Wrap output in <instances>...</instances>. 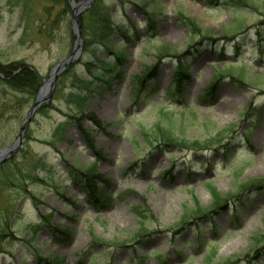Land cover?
<instances>
[{"label":"rangeland","instance_id":"374dc122","mask_svg":"<svg viewBox=\"0 0 264 264\" xmlns=\"http://www.w3.org/2000/svg\"><path fill=\"white\" fill-rule=\"evenodd\" d=\"M105 2L116 25L133 36L127 41L117 29L111 38L127 59L110 86L89 91L70 80L61 93L56 86L45 102L50 107L36 111L9 158L22 172L0 165L2 207L19 211L0 264H264V0ZM12 5L0 0V63L24 60L46 80L72 52V7L60 27L48 20L52 35L38 34L37 26L36 35H25L24 7ZM32 7L42 12V4ZM106 52L100 49L98 59ZM177 57L188 66L181 91ZM82 72L90 75L79 65ZM219 72L227 75L210 89ZM71 91L88 96L81 115L67 99ZM25 101L0 83V151L15 141L34 105ZM166 129L173 142L159 137ZM36 158L45 166H33ZM95 163L108 181L109 204L90 205L66 169ZM7 175L12 182L2 183ZM24 178L41 204L22 191ZM136 207L146 211L144 225ZM49 214L50 226L67 228L69 236L53 234L44 221ZM33 223L44 226L34 236Z\"/></svg>","mask_w":264,"mask_h":264},{"label":"trees","instance_id":"16d2710c","mask_svg":"<svg viewBox=\"0 0 264 264\" xmlns=\"http://www.w3.org/2000/svg\"><path fill=\"white\" fill-rule=\"evenodd\" d=\"M7 1L8 4L11 5L13 4L12 5L13 8L19 6L24 7L22 9L21 20H23L25 23L24 29L27 32L25 35L27 34L36 35V26L38 27L37 30L38 34L46 35L49 33L52 35L53 32L50 33V31L46 27L48 20L52 19V24H56V28H58L60 27L61 22L65 20V18L69 14H71V3H70L71 0H14V1L7 0ZM75 1L80 2L82 0H75ZM213 1L214 0H211V2ZM11 2H14L15 4ZM33 3L40 5L42 4L43 8L41 9L42 11L41 13L40 12L34 13L32 7ZM57 8H59L58 11L56 10ZM142 8L144 14H146V20L148 21V25L152 28H155L156 21L152 17L153 15L150 12H148L147 9L144 8L143 6ZM55 14L56 16L54 18ZM32 18H34L33 21L31 20ZM187 20L191 24L194 32L196 30H198L199 32L202 30L199 27V24L197 25V21L195 19L188 17ZM79 24L81 28V35L83 38L82 51L79 58L74 60L71 64H69L65 72L59 76L56 84V86H58L57 93H61V90L64 89L65 85L70 80L74 82L72 87L85 88L89 91H91L92 89L99 90L103 86H110L112 80L114 78L119 77L120 74L118 70L120 68V65L123 64V62L127 59V55L124 48L121 49L118 45L121 43H117L118 48H116L112 44L111 38L115 34L117 29L127 41H132L133 36L129 34V29L125 25H116V20L113 19L111 8L108 5H106L105 0H95V3L90 7V9L79 17ZM72 37L74 43V41H76V37L73 33H72ZM205 37H209V36H205ZM239 47L240 45L238 43L237 52H240L238 50ZM102 48L106 49L107 51L106 56L103 59H98V52ZM79 65L83 66L84 70L87 71L90 75L85 76L83 72L78 75L77 71ZM156 68L157 67H154V69L151 68L152 71L150 70L148 72V78L152 76ZM75 69H77V71ZM187 73H188V66L182 61L181 57H179L178 66L174 74L178 91H181L182 82L184 81V79H186ZM0 74H2V78H0V83H4L14 91L24 94L25 98L28 99V101L25 102L32 103L35 101L37 94L43 84V78L26 61L19 60V61L7 62L5 64L0 63ZM229 74L232 75V73ZM225 75H227V73H225ZM225 75L223 72L221 73L219 72L216 81L214 82L213 86L210 89H212L213 87L215 89V87L218 85V82H220ZM240 76L242 75L241 74L237 75L238 80L242 78ZM88 77L90 79H88ZM143 81H141V83H144ZM66 96L68 97L67 99H69L70 102H72L75 105L76 107L75 109L78 112L77 114L81 115L86 106L88 96L83 93H79L78 91L77 92L71 91ZM49 107H50L49 103H44L40 107V111L45 112ZM78 115L74 114L72 119L76 120ZM96 123H98V126H101L100 125L101 123L99 121ZM83 132L88 137L89 134L92 133V131H85V130H83ZM249 135L250 133L247 135V137H249ZM160 136L164 137L165 139H168V142H173L170 141L172 139L171 130L166 129L161 131L159 137ZM61 138H62V134L58 130L54 135V140L55 141L61 140ZM46 162L47 161L42 158H36L32 160L31 164L35 167L36 166L44 167ZM12 163H17V162H15V160L11 161L10 159L9 162L3 164L1 168L7 167L9 170L11 168L10 166H12ZM66 169L71 179L83 185L85 192L89 197L90 205L97 206L98 204L103 205L110 203L111 198H109L107 195L108 181L103 176H99L96 174L97 172L96 163L86 167H81V166L74 167L68 165ZM15 171L22 172L19 169H17V167L11 168V173ZM25 175L28 176L27 179H35L36 177V180H38V177L34 174L27 173ZM25 180L26 179L24 178L22 179V181L19 180V182H24ZM1 182L11 183L12 181L10 177L7 175L5 179L2 180ZM21 184H22L21 185L22 191L26 194H29L36 204L42 203V200L38 195L33 194L30 190L26 188L25 182ZM5 186L7 185L5 184L0 185V196ZM241 190L242 189L236 190L235 192H240ZM135 212L137 213L141 224L144 225L146 220L149 219L145 213L146 211H144L141 207H136ZM18 214L19 211L16 208V205H7L5 207H2V202L0 201V253L4 252L3 244L6 238L11 236H13L14 238L16 237V235L12 232L14 231L13 228L14 224L19 219ZM52 215L53 214H49L46 217H44L46 226L54 230L53 231L54 235H56L57 233L55 232L58 231L59 234L69 236L70 232L67 228L62 229V227L54 228L53 226H50L49 220H51ZM35 226H36V231L34 229ZM43 227H44L43 225H37V223L36 224L33 223L30 225L29 229L32 230L31 232L32 235L34 236L35 234H37L38 230ZM215 255H216V251H213L209 260H211V258H213V256ZM92 261L95 262L96 258H93ZM49 264H61V263L58 260L53 259L50 261Z\"/></svg>","mask_w":264,"mask_h":264},{"label":"water","instance_id":"95a60500","mask_svg":"<svg viewBox=\"0 0 264 264\" xmlns=\"http://www.w3.org/2000/svg\"><path fill=\"white\" fill-rule=\"evenodd\" d=\"M94 0H82L78 3H72V15H73V34L76 37V41L73 47L72 53L66 57L64 60L58 62L53 69L51 70L48 78L43 81V85L41 86L34 105L30 109L29 113L25 116L22 121V125L20 128V132L17 135L15 141L3 148L0 151V165L7 162L9 158L15 154L23 141V138L28 130V125L32 119V116L36 113V111L41 107V105L45 102H49L52 99L53 92L56 88L57 79L61 75L63 71L66 70V67L71 64L74 60L78 59L80 56V52L83 46V38L81 36V28L79 24V15L82 14L83 11L89 9Z\"/></svg>","mask_w":264,"mask_h":264}]
</instances>
